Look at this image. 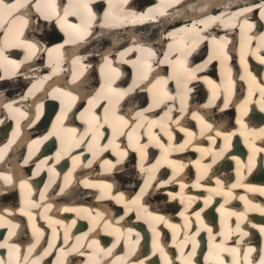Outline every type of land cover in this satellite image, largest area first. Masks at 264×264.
<instances>
[{"label": "bare ground", "instance_id": "6f19581e", "mask_svg": "<svg viewBox=\"0 0 264 264\" xmlns=\"http://www.w3.org/2000/svg\"><path fill=\"white\" fill-rule=\"evenodd\" d=\"M5 3L0 264H264V0Z\"/></svg>", "mask_w": 264, "mask_h": 264}, {"label": "rangeland", "instance_id": "374dc122", "mask_svg": "<svg viewBox=\"0 0 264 264\" xmlns=\"http://www.w3.org/2000/svg\"><path fill=\"white\" fill-rule=\"evenodd\" d=\"M215 10L217 11L218 10V8L217 7H215ZM214 9L212 10V11H215ZM190 11V10H189ZM176 18L178 17V16H175ZM180 18V17H179ZM165 21H170V22H168V24H165V29L164 30H166L167 28H169V27H171L173 24L171 23V19L170 18H167V19H165L164 21L162 20L160 23H158V24H154V25H147V26H145V27H142V28H139L137 31H136V33H138V34H142V35H144V36H149V37H152V38H154L155 37V39H157L156 41H158V39L160 38V33H162V31H163V24L164 23H167V22H165ZM181 23L183 24V23H185V22H182L181 21ZM181 23H179V24H181ZM177 24H178V22H177ZM127 36H129V34H126ZM129 40V39H128ZM162 44H160V46H161ZM206 48V50L208 51V50H210L209 49V46H207V47H205ZM205 49H203V51H204ZM206 52V51H205ZM49 56H50V54H49ZM200 57H201V55H200ZM96 63V62H95ZM27 83H28V80L26 81H22V83L17 87V81H6V80H4V81H0V90H1V88L2 89H5V91L6 92H4V95L3 96H5L6 97V99L7 100H10V95H9V93H10V91L11 90H14V89H16V88H18V89H20V88H23V90L25 91V92H28L29 90H28V85H27ZM206 85V84H205ZM204 86V85H203ZM145 96L147 95V93H145L144 94ZM138 99H140V98H138ZM148 101V100H147ZM143 104H145V103H143Z\"/></svg>", "mask_w": 264, "mask_h": 264}, {"label": "snow or ice", "instance_id": "6c2138e0", "mask_svg": "<svg viewBox=\"0 0 264 264\" xmlns=\"http://www.w3.org/2000/svg\"><path fill=\"white\" fill-rule=\"evenodd\" d=\"M9 4L5 3V0H0V16L3 14V10L8 8ZM65 15H67V10L65 9ZM0 23H2V20H0ZM264 231V229H262Z\"/></svg>", "mask_w": 264, "mask_h": 264}]
</instances>
